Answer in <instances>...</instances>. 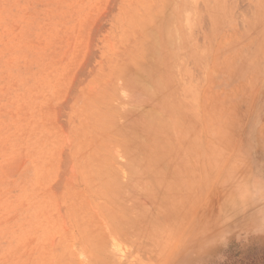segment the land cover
<instances>
[{
  "label": "rangeland",
  "instance_id": "obj_1",
  "mask_svg": "<svg viewBox=\"0 0 264 264\" xmlns=\"http://www.w3.org/2000/svg\"><path fill=\"white\" fill-rule=\"evenodd\" d=\"M102 256L264 264V0H0V264Z\"/></svg>",
  "mask_w": 264,
  "mask_h": 264
},
{
  "label": "bare ground",
  "instance_id": "obj_2",
  "mask_svg": "<svg viewBox=\"0 0 264 264\" xmlns=\"http://www.w3.org/2000/svg\"><path fill=\"white\" fill-rule=\"evenodd\" d=\"M169 19H170V18H169ZM169 19H168V20H169ZM165 34H166V33H165ZM154 37H155V36H154ZM150 40H151V39H150ZM152 40H154V39L152 38ZM146 42H147V41H146ZM146 42H145V43H146ZM147 43H148V42H147ZM147 43H146V46H147ZM151 43H152V42H151ZM149 44H150V43H149ZM155 44H157V42H156ZM151 46H152V45H151ZM147 47H148V46H147ZM147 47H146V48H147ZM151 51H152V50H150L149 54L151 53ZM152 52H153V51H152ZM158 53H159V51H158ZM149 54H148V55H149ZM157 56H158V55H157ZM145 57H146V56H145ZM150 58H151V57H150ZM145 60H148V59H145ZM150 60H151V59H150ZM151 61H153V60H151ZM156 61H157V60H156ZM158 61H159V60H158ZM139 63H140V65H141V62H139ZM142 64H143V63H142ZM151 64H152V63H151ZM138 65H139V64H138ZM140 65H139V66H140ZM145 66H146V65H145ZM141 67H142V66H141ZM141 67H140V68H141ZM147 67H148V66H147ZM138 68H139V67H138ZM142 68H143V67H142ZM148 68H149V67H148ZM141 70H142V69H141ZM145 70H146V69H145ZM149 72L151 73L152 71H148V73H149ZM142 73H143V72H142ZM152 76H153V75H152ZM143 89L146 90L145 93L148 94L149 88H143ZM149 94H150V92H149ZM150 96H151V94H150ZM150 104H151V103H150ZM151 115H152V118H151V116H150V119H154V121L152 122V123H154V122L156 121V116H155L154 114H151ZM150 119H149V120H150ZM149 120H148V121H149ZM149 122H150V121H149ZM156 123H158V122H156ZM154 124H155V123H154ZM154 126H155V125H154ZM153 151H154V150H153ZM146 155H147V158H148V156H150L149 153L145 154V156H146ZM152 156H154V154H152ZM150 158H151V157H150ZM150 158H148V159H150ZM152 159H154V158L152 157ZM154 161H155V160H154ZM101 177H102V176H101ZM154 181H155V180H154ZM158 181H160V180H158ZM155 182H156V181H155ZM155 184H156V183H155ZM157 186H158V185H157ZM119 187H120V186H119ZM127 188H128V187H127ZM117 189L119 190L120 188H117ZM117 189H116V190H117ZM111 190H112V189H111ZM111 190H110V191H111ZM118 190L116 191V193H118V195H119L120 192H118ZM128 190H129V189H128ZM114 191H115V190H114ZM119 191H121V190H119ZM133 191H134V188H133ZM111 192L113 193V191H111ZM125 192H126V191H125ZM113 194H114V193H113ZM106 195H107V194H106ZM114 195H115V194H114ZM121 195H123V194H121ZM108 197H109V196H108ZM117 197H118V196H117ZM120 197H121V196H120ZM115 200H116V199H115ZM115 200H114V201H115ZM119 208H120V207H119ZM124 209H125V207H124ZM127 209H128V207H127ZM127 209H126V210H127ZM129 209H131V208L129 207ZM129 209H128V210H129ZM128 210H127V211H128ZM129 211H130V210H129ZM114 212H117V211H114ZM123 212H124V211H123ZM125 212H126V211H125ZM130 212H131V211H130ZM126 213H127V212H126ZM132 213H133V212H132ZM140 213H141V212H140ZM112 215H113V212H112ZM121 215H122V214H121ZM129 215H130V217H132L131 214H129ZM133 215H134V214H133ZM115 216H116V215H115ZM122 216H123V215H122ZM134 216H135V215H134ZM119 217H120V218H119ZM125 217L127 218L126 215H124V218H125ZM130 217H129V218H130ZM135 217H136V216H135ZM126 218H125V220H126ZM129 218H127V221H128V220L130 221L131 218H130V219H129ZM143 218H144V217H143ZM118 219H120V221H119L120 224H118V225H119V228H120V225H124L125 222L122 221L123 223L121 224V216H117V220H118ZM132 219H133V220H132ZM132 219H131V220H132V222H133V221H134V218H132ZM129 221H128V222H129ZM116 222H117V221H116ZM137 222H139V221L136 220L135 223H137ZM117 223H118V222H117ZM126 223H127V222H126ZM129 223H130V222H129ZM129 223H128V224H129ZM133 223H134V222H133ZM142 223H143V222H142ZM128 224H127V226H128ZM131 224H132V223H130V225H131ZM137 224H138V223H137ZM130 225H129V226H130ZM132 225H133V227H135L134 224H132ZM135 225H136V224H135ZM125 226H126V224H125ZM136 227H139V225L136 226ZM136 227L133 228V229H135V231H134V230H131L132 228H128V227H127V228L122 227V228H120V230H122L123 228H124V230L128 229V230H126V231H130V232H132L131 235L134 234L136 231H139V234H138V235H140V234L143 235V230H142L143 228L141 227L140 230H142V231H140V230H137V229H139V228H136ZM115 232H116V231H115ZM122 232H123V230H122ZM130 232L126 233L125 235H128ZM133 232H134V233H133ZM141 232H142V233H141ZM136 233H138V232H136ZM122 234L124 235V233H122ZM131 235H130V236H131ZM136 236H137V235H136ZM128 237H129V235H128ZM135 238H136V237H135ZM132 239H133V238H132ZM136 239H139V238L137 237ZM140 240H141V239H140ZM137 241H138V240H137ZM131 242H132V241H131ZM134 243H136V241H135ZM92 244H93V243H92ZM92 244H91L90 246H92ZM132 244H133V243H132ZM87 245H88V244H87ZM144 245H145V244H144ZM146 245H147V244H146ZM142 248H144V247H142ZM101 250L103 251V249H101ZM102 251H101V252H102ZM101 254H102V253H101ZM105 257H106V256H105ZM101 258H103L102 261L104 262V263L102 262V264H106L107 261H106V262L104 261L106 258H104L103 256H102ZM109 258H110V257H109ZM109 258H108V259H109ZM110 259H111V258H110ZM110 259H109V260H110ZM100 260H101V259H100ZM106 260H107V259H106ZM110 261H111V260H110ZM110 261H109V263H110ZM100 262H101V261H100ZM109 263H108V264H109Z\"/></svg>",
  "mask_w": 264,
  "mask_h": 264
}]
</instances>
